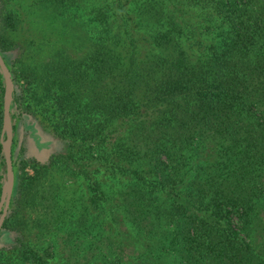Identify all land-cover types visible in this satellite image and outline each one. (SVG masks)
<instances>
[{
  "label": "trees",
  "instance_id": "1",
  "mask_svg": "<svg viewBox=\"0 0 264 264\" xmlns=\"http://www.w3.org/2000/svg\"><path fill=\"white\" fill-rule=\"evenodd\" d=\"M48 2L38 86L65 149L17 168L0 264H264V0ZM15 15L4 55L20 22L41 34ZM3 94L0 72V134ZM21 106L14 90L13 133ZM5 174L0 142V196Z\"/></svg>",
  "mask_w": 264,
  "mask_h": 264
},
{
  "label": "rangeland",
  "instance_id": "2",
  "mask_svg": "<svg viewBox=\"0 0 264 264\" xmlns=\"http://www.w3.org/2000/svg\"><path fill=\"white\" fill-rule=\"evenodd\" d=\"M67 8L66 12L75 11V7L72 9ZM54 11L52 3L48 2V0H0V21H3L6 15L13 13H16L15 18L22 19L23 13H25V16L30 18L32 25L38 27L39 33H41L34 34L32 33L34 31L27 33V23L20 22V24L14 26L15 31L13 34L15 38L13 48L6 55L0 53L11 74L13 91L18 90L19 93H22L21 109L23 116L19 121L17 120L18 122L14 121L16 131L11 134L10 149L14 153V160L17 164L14 167L12 166L14 174L13 188L17 183V168L20 167L22 160L25 161L23 166L25 167L24 172L30 175L33 172L32 167L36 163L42 164L43 160H48L54 153L65 149V142L58 137L53 126L55 123L58 125L62 124V116L55 111V106L49 100L50 97L48 98V94L46 93L47 89L38 86L39 75L43 73L42 67L48 63V58L52 57L54 48L57 46V38H53V34H59L57 27L60 25V20L49 23L47 22V18H39L36 14H49ZM79 16L81 15L77 14L75 23L71 22L67 23L65 27L63 26V29L71 34L70 37H73L69 38V35H62V40L67 45H70V53H76L73 55L81 54L82 51L79 42H74L78 40L77 37L80 34L77 31L80 29L79 23L81 20L85 21L82 18L83 16H81L79 22ZM62 19L65 18L62 17ZM11 29L9 28V30ZM1 103L3 109V98ZM36 137H38V141H36L37 145L35 146ZM5 138L6 135H4V140ZM31 158L36 163L31 162ZM2 184L3 187L6 184V175L5 179L2 180ZM1 215L2 213L0 217Z\"/></svg>",
  "mask_w": 264,
  "mask_h": 264
},
{
  "label": "water",
  "instance_id": "3",
  "mask_svg": "<svg viewBox=\"0 0 264 264\" xmlns=\"http://www.w3.org/2000/svg\"><path fill=\"white\" fill-rule=\"evenodd\" d=\"M0 72L4 79V96H3V120H2V130L0 142L2 144V151L5 159L6 166V184L2 189L1 199H0V209H2V215L0 217V227L2 222L7 214V209L13 192L14 185V174L12 170V161H11V134L12 127L10 121V103L12 101L13 93V83L11 79V74L8 71L2 57L0 56ZM4 135L6 138L4 140Z\"/></svg>",
  "mask_w": 264,
  "mask_h": 264
}]
</instances>
